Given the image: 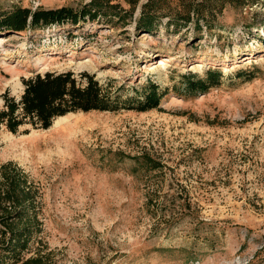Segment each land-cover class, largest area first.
<instances>
[{
    "label": "rangeland",
    "instance_id": "1",
    "mask_svg": "<svg viewBox=\"0 0 264 264\" xmlns=\"http://www.w3.org/2000/svg\"><path fill=\"white\" fill-rule=\"evenodd\" d=\"M89 1L0 0V13ZM139 7L120 20L0 35V108L5 92L19 98L22 78L46 71L93 74L120 100L140 97L147 80L165 93L149 111L0 127V191L7 164L30 190L23 254L46 264H264V0L227 6L198 34L138 31ZM208 68L221 70L220 83L185 91V76ZM15 143L26 152L9 154ZM1 206L0 216L13 213Z\"/></svg>",
    "mask_w": 264,
    "mask_h": 264
},
{
    "label": "trees",
    "instance_id": "2",
    "mask_svg": "<svg viewBox=\"0 0 264 264\" xmlns=\"http://www.w3.org/2000/svg\"><path fill=\"white\" fill-rule=\"evenodd\" d=\"M114 1L90 0L79 11L70 7L35 10L18 7L1 12L0 35L64 22L76 25L86 20L98 22L100 18L108 17L120 20L124 16H132L138 6L135 18L138 31L153 34L164 28L176 33L192 26L193 32L198 34L204 29H214L217 18L227 6L242 8L254 4V0H124L129 6L128 10H124L119 2ZM222 77L221 70L215 68L206 69L202 77L188 74L185 76V91L204 93L217 86ZM21 81L23 91L19 98L9 96L7 92L2 95L0 127L12 134L23 127L46 130L57 118L75 112L120 109L149 111L158 108L165 94L155 82L147 80L140 97L120 100L110 83L101 84L93 74L87 72L46 71L22 78ZM24 131L27 133L29 129ZM8 166L11 164L1 170L7 186L0 191V205L4 209L12 208L13 213L0 216V264H46L45 256L40 253L34 257L23 254L33 238L28 215L30 190L21 184L20 171L15 168L10 171ZM6 204H9L8 207Z\"/></svg>",
    "mask_w": 264,
    "mask_h": 264
},
{
    "label": "bare ground",
    "instance_id": "3",
    "mask_svg": "<svg viewBox=\"0 0 264 264\" xmlns=\"http://www.w3.org/2000/svg\"><path fill=\"white\" fill-rule=\"evenodd\" d=\"M0 41H2L1 38ZM164 62L162 61L159 62L158 66L164 65ZM67 116L68 115H65L54 120L52 127L60 126L61 123L67 119ZM7 151L9 152V154H15V155L26 152L25 147H23L22 145L20 146L18 143H15V145H11V147Z\"/></svg>",
    "mask_w": 264,
    "mask_h": 264
}]
</instances>
